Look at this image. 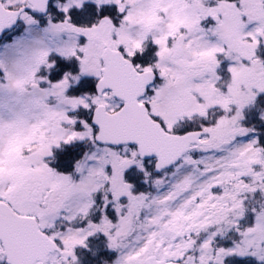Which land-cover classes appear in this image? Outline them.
<instances>
[{"label": "snow or ice", "instance_id": "1", "mask_svg": "<svg viewBox=\"0 0 264 264\" xmlns=\"http://www.w3.org/2000/svg\"><path fill=\"white\" fill-rule=\"evenodd\" d=\"M0 264H264V0H0Z\"/></svg>", "mask_w": 264, "mask_h": 264}]
</instances>
